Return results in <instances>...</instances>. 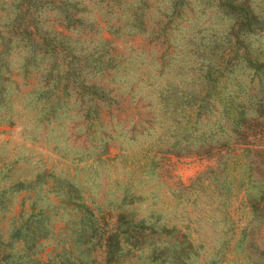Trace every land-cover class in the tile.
I'll return each instance as SVG.
<instances>
[{
  "label": "rangeland",
  "instance_id": "374dc122",
  "mask_svg": "<svg viewBox=\"0 0 264 264\" xmlns=\"http://www.w3.org/2000/svg\"><path fill=\"white\" fill-rule=\"evenodd\" d=\"M157 2L0 0V264H264V0H195L175 39L192 6ZM142 54L150 91L114 95ZM30 96L81 119L13 159Z\"/></svg>",
  "mask_w": 264,
  "mask_h": 264
},
{
  "label": "clouds",
  "instance_id": "9594fccd",
  "mask_svg": "<svg viewBox=\"0 0 264 264\" xmlns=\"http://www.w3.org/2000/svg\"><path fill=\"white\" fill-rule=\"evenodd\" d=\"M189 4L192 6V11L184 17L182 20L177 22V27L173 31L174 39L183 35L188 37L191 35L193 28L196 25V17L199 15L200 9L195 6V0H189ZM174 7L173 0H162V3L157 2L156 7L153 9L156 12L157 18H163L161 13L164 16L170 15V9ZM158 10V11H157ZM178 46L185 51L188 48L186 40L177 41ZM147 54H142L135 62L134 67L122 66L118 69H113L110 72L108 81L110 88L114 95H119L123 97H128L131 94L133 100H138L141 96L146 95L150 89L145 82L148 77L155 78L157 71V65L151 64L146 59ZM12 67V65H9ZM103 74L97 73L96 80L102 79ZM86 82H88V77H85ZM95 83V80L92 81ZM8 93L5 99L9 102V107L16 111L21 108L20 102H13V97L15 96L14 91L6 90ZM75 103L69 99V108ZM37 104V96H30L25 98L22 101V110L25 113V124L27 128L28 135L22 137L18 144L16 145V151L12 155V158L15 159L18 156L29 155V150L32 149L33 144L36 140L33 137L35 134L36 138L46 136L53 147L58 146L61 150H66L65 139L69 135V128L73 121L79 122L81 117L76 115L69 114L65 112L64 115H60L58 118L53 119L47 125H43L39 120L35 118L33 113V106ZM113 133L117 139L123 135L122 125L118 120L112 121ZM36 161L33 160V163Z\"/></svg>",
  "mask_w": 264,
  "mask_h": 264
}]
</instances>
